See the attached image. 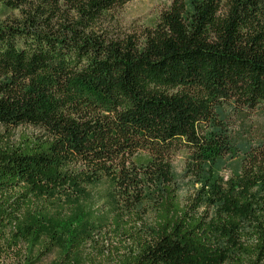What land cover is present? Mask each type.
Returning <instances> with one entry per match:
<instances>
[{
  "label": "trees",
  "instance_id": "obj_1",
  "mask_svg": "<svg viewBox=\"0 0 264 264\" xmlns=\"http://www.w3.org/2000/svg\"><path fill=\"white\" fill-rule=\"evenodd\" d=\"M130 1L0 0V126L37 131L0 147V224L69 198L77 167L125 207L160 199L116 264H264V135L233 124L264 107V0H171L126 29ZM178 152L205 182L185 203Z\"/></svg>",
  "mask_w": 264,
  "mask_h": 264
},
{
  "label": "rangeland",
  "instance_id": "obj_2",
  "mask_svg": "<svg viewBox=\"0 0 264 264\" xmlns=\"http://www.w3.org/2000/svg\"><path fill=\"white\" fill-rule=\"evenodd\" d=\"M170 1L132 0L119 10L118 16L124 28H138L142 23H151ZM233 124L251 126L264 135V107L244 118L235 115ZM35 134L36 130L25 125L0 126V147L19 145L24 136ZM170 163L178 201L185 203L203 192L204 177L192 170L184 153L174 154ZM237 168L236 160L231 169ZM81 171L71 167L73 179L65 185L69 198L58 194V190L64 189L63 183L50 184L49 194L34 200L33 212H25L17 223L0 224V264H57L62 259H72L71 264H116L129 235L153 226L152 206L160 201L156 193L145 197L139 207H125L110 182L90 181ZM216 173L225 181L231 170L222 167ZM81 241L77 248L75 245Z\"/></svg>",
  "mask_w": 264,
  "mask_h": 264
}]
</instances>
